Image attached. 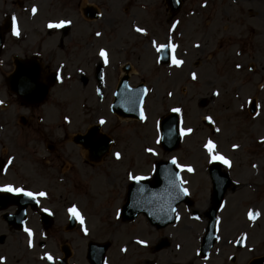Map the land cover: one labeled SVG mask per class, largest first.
<instances>
[{"label":"rangeland","instance_id":"rangeland-1","mask_svg":"<svg viewBox=\"0 0 264 264\" xmlns=\"http://www.w3.org/2000/svg\"><path fill=\"white\" fill-rule=\"evenodd\" d=\"M79 1L69 0L66 5H53L55 2L51 0L42 2L33 0L32 3H38L39 6L38 18L33 21V24L30 23L29 16L20 15L18 20L21 28L26 32L37 31L38 27L33 28L37 20L41 23L50 21L52 24L59 20H66L71 22L73 30L71 36H77L76 44L62 51L56 46L60 34L52 29L50 35V69L60 70L62 75L61 82L52 89L50 96L51 131L54 132L52 126L56 121L60 123L62 116L66 119L70 118L80 133L98 117H104L109 121L106 127L102 128V132L115 141V146L111 147L99 165L107 171L106 177L102 179L83 177L82 188L92 187L93 198L96 197L99 201L98 196L103 197L107 206H110L112 201H116L115 196L109 195L108 186L117 192L120 190L124 192L127 182L126 167L124 164L116 165L112 162L110 156L112 150H119L126 155L132 176L148 177L153 171L155 162L175 157L180 167L191 165L196 171L198 170L197 177L185 173L183 177L190 182L193 202H196L193 207L203 211L206 206L207 192L202 188L204 192L202 198H199L196 197L195 191L198 188H200L199 192L202 191L201 183L204 187L210 186L207 176L203 173L210 156L205 147L204 151L201 149V145H205L208 137V132L201 125V117L210 114L220 124L224 118L230 117L234 120L236 117V122H239L237 124L249 128L254 126L249 115L245 116L246 114L238 112L239 106L245 105V100L249 98L256 99L259 108L262 109V115L264 114V0H184L181 10L172 16L164 11L159 0H143L137 3L139 5L133 1L128 5L117 1L108 4L98 2L99 0H89L90 3H97V8L102 12V18L98 21H86L79 16ZM204 1L208 2L206 9L200 7V3ZM84 2L83 0L81 5ZM137 6L146 7L148 10H141ZM52 8L53 11L51 10L48 15V10ZM171 20L179 24L178 28H173L174 25L169 27ZM132 21L135 23L133 25L139 24L145 28L144 37L132 31L133 27L130 24ZM113 22L114 26H111ZM94 31L100 33L96 40L91 35ZM179 35L182 39L179 45L177 44V52L181 49H191L190 56L185 58V66L180 70L158 67L151 42L163 43L171 40L173 43ZM98 48H100L99 51L105 48L110 57V65L104 70V91L105 88L115 87L120 71H116L118 75H113V71L125 62L131 65V83L136 85L142 82L150 89V95L146 99V120L143 125L136 121L124 123L120 118L110 116L106 109L108 97L105 96L103 102H100L94 96L92 62L99 61L96 54ZM174 58L179 59L180 54L177 53ZM194 63L196 66L193 67ZM191 72L196 76L193 82L188 77ZM81 73L88 77L85 86L80 83ZM218 74H221L222 79L217 78L218 82L214 83ZM207 83L213 84L206 87ZM260 84H263L261 89L258 88ZM211 89L220 91V98L211 101V104L204 108H199L198 101L202 98H210ZM169 91L173 93L172 98L165 97V93ZM175 108L180 109L178 115L182 130L186 132L188 129H193L194 133L192 136L191 133L186 134L179 149L168 154L164 153L157 144L156 124L160 117ZM230 112L232 114L229 115ZM246 130L243 139L230 143H226L223 139L217 152H223L232 158L234 165L230 174L236 180L244 178L242 175L251 174L250 169H241L242 161L256 162L262 168L261 174L255 177V180H258L260 185H264V158L263 155L257 157L256 152L252 151L254 142L248 140ZM69 134L72 133L68 132L67 135ZM234 143L241 148L231 152L229 145ZM146 148H151L156 155L146 152ZM85 171L87 170L83 167V172ZM6 180L11 182V179ZM54 189L57 194L59 189L57 187ZM237 191L230 188L227 196L234 199L236 197L234 192ZM260 199L257 195L253 203L248 201L249 198L240 201L237 196L235 201L228 205V210L226 208L220 213L219 239L208 264H246L247 260L264 254V200L260 201ZM84 202H82L83 206ZM93 203L94 199L85 203L87 228L92 230L88 239L112 241V248L107 253L109 264H140L146 258L148 261L145 264H186L187 261V264H200L199 260L198 262L192 260L191 253L197 249L203 225L198 222L191 223L183 212H181L183 217L180 223L173 225L169 230L156 232L142 218L136 219L131 224L116 225L113 221L114 209L108 212L104 209L97 216L93 210ZM233 203L237 207L241 204L235 208ZM253 204L254 208H249ZM231 209L235 211L230 212ZM250 210L259 214L255 224H250L246 220V214ZM63 223L64 217L59 215L49 233L50 236L45 240L46 247L40 249L37 243L44 237L40 234L38 223L32 222V228L28 229L35 233V241L32 251L28 252L25 250V239L22 235L8 234L6 229L0 230V237L2 235L6 237L4 243H0V257L5 259L4 264H47L42 256L59 257V246L64 239L73 251L70 261L88 264L83 258L85 241L81 239V233L76 230L64 232L60 229ZM241 230L247 237V247L237 251L230 243L236 241L241 235V233L238 235ZM159 237L169 238L171 245L165 251L154 255H149V251L139 248L138 244L132 242V239L139 238L145 240L147 245H152ZM125 246L129 249L125 254H121L120 248ZM230 254L235 255L234 263L228 260Z\"/></svg>","mask_w":264,"mask_h":264},{"label":"flooded vegetation","instance_id":"flooded-vegetation-1","mask_svg":"<svg viewBox=\"0 0 264 264\" xmlns=\"http://www.w3.org/2000/svg\"><path fill=\"white\" fill-rule=\"evenodd\" d=\"M52 1L64 3L69 0ZM99 1L106 3L115 1L130 3L133 1L137 3L141 0ZM31 2L32 0H0V182L3 181L0 183V188L9 186L6 179H11L14 187H10L13 189L20 188L22 191L33 193L36 196L38 207L26 204L25 223L29 225L36 219L40 225L41 220L37 212L41 209L51 210L55 223L59 215L64 216L63 209L81 203V195L78 194V190L82 178V159L79 153L80 147L71 141V138L80 130L74 127L70 118L66 119L65 116H62L60 123L56 121L52 126L54 132L51 131L50 90L44 94L43 98L39 100L40 102L27 104L19 98V92L11 91V87L6 84L7 77L12 75L14 85L16 82L18 86H25L20 82L19 77L15 76L18 70L16 64L19 60L36 65V67L28 68L29 78L25 81L30 82L32 88L36 89L39 95L42 93L41 88L47 84L50 76L49 42L52 32L46 30L43 23L38 20L34 22L33 28L38 27L37 32L36 30L31 34L21 32L15 36L10 27L1 28L2 14L26 15ZM159 2L163 1L159 0ZM36 18H31L32 24ZM111 26H114V22L111 23ZM91 35L96 40L95 31ZM78 39L81 40V38ZM76 42L77 39L72 41L68 35L64 40L60 39L58 46L62 51L63 49L68 50ZM83 76L81 73L80 83L85 86L88 77L85 76L87 82L84 84ZM68 132L72 134L67 135ZM54 187L59 189L57 194ZM40 192H44L46 195L40 197L38 195ZM14 211L15 207L7 210L8 213ZM0 225L6 229L8 234H19L2 220L1 215Z\"/></svg>","mask_w":264,"mask_h":264},{"label":"water","instance_id":"water-1","mask_svg":"<svg viewBox=\"0 0 264 264\" xmlns=\"http://www.w3.org/2000/svg\"><path fill=\"white\" fill-rule=\"evenodd\" d=\"M24 83L28 84L29 82L24 81ZM118 98L123 99L120 94ZM122 104L124 103L122 102ZM129 105L132 111L130 116H135V113L133 114L135 100H132ZM162 131V146L164 150H174L179 143L176 118H166L162 123ZM92 140V134H90L84 138V144L91 151L92 156H95V158L97 156L98 158L106 149L107 143L105 140H101L99 144H94L91 142ZM165 172H170V175L165 174ZM173 173L175 174L169 163L158 164L152 182L145 181L141 184H132L129 187L128 203L124 208V213L129 214V218H134L139 213H143L151 224L158 227L171 222L174 206L184 199L176 182V174L172 176ZM168 180H172L173 184H166ZM161 181L163 182L162 185H160ZM13 200H15V197L8 195L0 196V209L5 208ZM91 257L99 264L101 258L95 259L93 250H91ZM255 264H264V260L256 262Z\"/></svg>","mask_w":264,"mask_h":264},{"label":"snow or ice","instance_id":"snow-or-ice-1","mask_svg":"<svg viewBox=\"0 0 264 264\" xmlns=\"http://www.w3.org/2000/svg\"><path fill=\"white\" fill-rule=\"evenodd\" d=\"M31 11H32L33 14H35L36 11H37V9H36L35 7H33V8L31 9ZM64 24H65L64 21H61L60 23H57V24L49 23V24L47 25V27H48L49 29L60 28V27H62ZM173 27H175V25H174ZM135 31H137V32H142V30L139 29V28L135 29ZM12 34H13L14 36H15V35H18L17 28H16V23H15V19H13ZM96 35H97V37H99V36H100V33L98 32V33H96ZM196 46L198 47V45H196ZM174 47H175L174 45H171V44L169 45V48H174ZM161 50H162L161 48H157V51H158V52L161 51ZM98 55H99V57L101 58V60L104 62V64L107 65L108 60H107V53H106V51H105L104 49H101V50L99 51ZM172 64H173L176 68H179V67H181L182 61L179 60V59H175V58H173V59H172ZM237 67H239V66H237ZM192 79H193V80L196 79L195 74H193ZM214 95H215V93H214ZM172 111L178 114V113L180 112V109L175 108V109H172ZM140 119H141V121H144V120H145V116H144L143 112H142L141 115H140ZM205 119H208L209 123L212 122L211 119L208 118V117H205ZM66 122H67V121H66ZM101 123H103V121H101ZM191 131H192L191 129H188L186 132H185L184 130H181L180 135H181V136H184V135H186V134H190ZM158 142H159V140H158ZM204 147H205V149L208 151V154H209L211 160L219 161L221 164H223V165H225V166H229V161L226 160L224 157L213 155V149L215 148V145L213 144L212 141H208V142H206L205 145H204ZM233 147L235 148L236 146L234 145ZM145 151L148 152V153H150L151 155H156V153H155L151 148H146ZM115 158H116V159H120L119 154H116ZM171 163H172L173 165H176L177 167H180L179 165H177V161H176L175 159H173V160L171 161ZM253 167H255V166H253ZM181 170H183V169H181ZM187 171H188L189 173H191L193 170L189 167V168H187ZM129 179H130V180H134L135 182L139 183L141 180L145 179V177H141V176H132L131 174H129ZM176 180L179 181V184H184V183H186L185 181H183V180L180 179L179 175L176 176ZM179 190H180V192H182L185 196L188 195V192H187V190H186L185 188L180 187ZM0 193H9V194H13V195H23V196H25V197H28L29 199H33V200L36 199V196H35L33 193H31V192H27V191H22L20 188H15V189H13V188L10 187V186H5V187L0 188ZM38 195H39L40 197H44L46 194H45L44 192H40V193H38ZM69 213H70V215H75V216H76L77 220H78V221L80 222V224H81V230L84 231V226H83V225H84V222H83V220L80 218L79 214H77V213L75 212L74 209H69ZM48 214L51 215V213H48ZM256 215H259V214L257 213ZM248 216H249V219H250V220L255 218V217L253 216V214H252L251 211L249 212ZM177 219H179V218L177 217ZM24 231L27 233V235H28V237H29L28 246H29V248H31V247H32V240H31L32 233H31V231H30L29 229H27V228H25ZM85 234H87L86 231H85ZM136 243H137V244H142V242L139 241V240H137ZM121 251H125V250H124V249H121ZM45 258H46L47 260H49V261L52 260V257H51V256H46ZM0 264H4V259H3L2 257H0Z\"/></svg>","mask_w":264,"mask_h":264},{"label":"bare ground","instance_id":"bare-ground-1","mask_svg":"<svg viewBox=\"0 0 264 264\" xmlns=\"http://www.w3.org/2000/svg\"><path fill=\"white\" fill-rule=\"evenodd\" d=\"M178 26H179V25H178ZM178 26H177L176 28H178ZM183 66H184V64H183ZM183 66L181 67V69L183 68ZM262 86H263V84H260V85L258 86V88L261 89ZM123 121H127V119H123ZM241 185H242V184H241ZM241 188H242V186H240L238 189H241ZM242 190L245 191L246 189L243 188ZM241 195H243V193H241ZM2 228H3V227L0 225V229H2Z\"/></svg>","mask_w":264,"mask_h":264}]
</instances>
